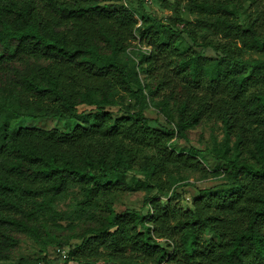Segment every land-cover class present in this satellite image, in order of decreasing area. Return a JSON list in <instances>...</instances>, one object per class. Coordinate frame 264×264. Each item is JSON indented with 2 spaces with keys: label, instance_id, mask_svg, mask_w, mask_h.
<instances>
[{
  "label": "trees",
  "instance_id": "1",
  "mask_svg": "<svg viewBox=\"0 0 264 264\" xmlns=\"http://www.w3.org/2000/svg\"><path fill=\"white\" fill-rule=\"evenodd\" d=\"M161 2L166 23L127 0H0V261L26 233L68 248L63 264H264V59L246 57L264 52V3ZM183 34L218 56L181 48ZM83 104L96 109L78 112ZM148 104L173 127L151 125ZM27 118L77 122L46 129ZM206 121L223 126L224 145L206 150L227 163L226 181L181 203L192 176L220 174L201 149L172 144ZM76 188L66 215L56 201ZM134 190L147 212L115 206ZM61 218L76 220L60 229Z\"/></svg>",
  "mask_w": 264,
  "mask_h": 264
},
{
  "label": "rangeland",
  "instance_id": "2",
  "mask_svg": "<svg viewBox=\"0 0 264 264\" xmlns=\"http://www.w3.org/2000/svg\"><path fill=\"white\" fill-rule=\"evenodd\" d=\"M101 1H118V0H101ZM174 1V0H171ZM128 5L133 8L136 15L140 18L141 15H147L151 18H158L163 22H168L169 18L172 14V11L169 8H165L162 5L161 0H127ZM264 3V0H262ZM184 6V3H182ZM246 8H249V3L245 4ZM253 9V8H252ZM182 15L188 19H194V15L190 14L184 7L181 9ZM240 21L245 22L248 20V12L244 10L243 13L240 15ZM139 23L141 20L139 19ZM180 47L181 48H188L193 47L196 49L200 54L210 57H217L218 54L214 49L211 47H195L193 45L192 40L186 35L183 34L180 37ZM143 50H147V47H142ZM138 47H132L129 49V54L132 58L136 59ZM246 57H258L264 59V52L258 51H247ZM142 76H144L142 74ZM133 100L129 99L125 105H122V110L126 109H134L135 107L132 106ZM130 103L131 105H127ZM95 106L90 105H79L78 112H91L95 111ZM115 116H120L123 112L118 110V107L112 109ZM145 113L151 117L153 120L151 125L161 127V128H172L173 125L169 124L166 119L159 114L153 106L148 104L145 108ZM77 121H64L59 118H27L24 119L21 124L26 126H35L41 128H52V127H71ZM225 142V133L223 126L221 123H214L212 121H206L200 125L193 126L188 130V138L187 140L182 138H175L172 142L173 146L180 149V150H188L190 147H196L202 150L201 157L204 163L210 168L211 170H218L220 174H211L206 178H198L192 176L189 180L191 182L190 185L178 187L177 190L181 194L180 202L183 203L184 201L191 200L195 196L198 195L200 188L210 187L215 185H221L225 183L226 178L222 170L227 167V163L224 160H218L215 158L214 154L209 151L215 146L221 147L224 145ZM234 139L230 140V144L233 145ZM206 148H209L206 150ZM127 179H130V175H127ZM144 190H134L125 192L120 195L115 201L116 207H135L141 208L143 212L148 211V207L143 206V199L145 195ZM79 190L73 189L63 194L59 197L56 201V208L61 211L62 213L69 215L71 214L72 210L76 206V201L80 197ZM76 219L72 218H61L57 219V227L63 229L67 226V224L71 221ZM75 222V221H74ZM20 243L19 246L15 249L13 254L11 255L10 259L0 261V264H15L16 261L23 257H34V258H43V256L47 255L51 259V264H63V258L67 254L68 248H59L56 243L52 242H44V240H37L33 237H30L26 233H20ZM73 264H77L76 262H72Z\"/></svg>",
  "mask_w": 264,
  "mask_h": 264
},
{
  "label": "built area",
  "instance_id": "3",
  "mask_svg": "<svg viewBox=\"0 0 264 264\" xmlns=\"http://www.w3.org/2000/svg\"><path fill=\"white\" fill-rule=\"evenodd\" d=\"M160 264H177V263H175V262H173V261H171L169 259H165Z\"/></svg>",
  "mask_w": 264,
  "mask_h": 264
}]
</instances>
